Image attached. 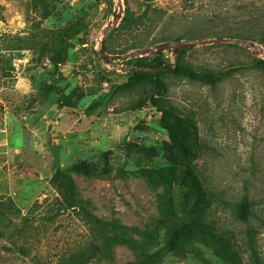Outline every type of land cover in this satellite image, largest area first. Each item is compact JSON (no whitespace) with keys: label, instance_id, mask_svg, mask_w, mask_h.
<instances>
[{"label":"rangeland","instance_id":"rangeland-1","mask_svg":"<svg viewBox=\"0 0 264 264\" xmlns=\"http://www.w3.org/2000/svg\"><path fill=\"white\" fill-rule=\"evenodd\" d=\"M122 3L0 0V202L17 214L0 238V264H55L89 241L87 225L64 211L57 176L82 161L110 171L72 175L83 207L142 244L151 239L137 232L154 235L160 249L196 201L194 179L202 185L209 204L189 228L199 234L195 251L165 252L160 264H264V0ZM120 11L105 43L110 56L218 37H248L261 50L218 43L105 61L103 32ZM168 65L175 70L160 75L163 97L148 82L129 83L134 69ZM166 108L194 119L196 130L182 134L193 157L171 144ZM156 170L170 181L153 180ZM137 258L119 245L92 264Z\"/></svg>","mask_w":264,"mask_h":264},{"label":"trees","instance_id":"trees-1","mask_svg":"<svg viewBox=\"0 0 264 264\" xmlns=\"http://www.w3.org/2000/svg\"><path fill=\"white\" fill-rule=\"evenodd\" d=\"M143 1L152 2L158 0ZM130 21L132 23L137 22L134 19L132 20V18ZM241 38L253 40L248 37ZM181 52H183V50L179 51L178 54ZM258 67L264 69V62H260ZM149 69H171V66L168 65V68L150 67L146 69H134L128 74L129 83L132 86H135L143 82H148L154 87L156 92L155 95L163 97L166 91V86L160 79L161 73L149 72ZM179 72L180 68H176V73ZM191 74L193 77L204 80L210 84L217 82L216 76L213 75H201L195 74L194 72H191ZM160 112L162 125L169 134L171 144L179 149L187 158L193 157L187 150L182 134L190 128H194L196 130L194 119L191 117L184 118L178 116L170 108L162 109ZM109 173L110 171L108 169L100 173L98 169H95L86 161L79 162L68 170L57 172L65 203L64 211L74 212L76 216L87 225L90 234L89 241L85 245L60 256L55 264H92L95 261L110 260L113 256L114 248L119 245H125L137 254V260L131 264H160L163 260L165 252L187 255L191 254V250L195 251L196 246L192 245V243L199 242V234H191L189 228L192 224H194L193 221H197L203 216L209 204L205 190L198 180L194 179L197 198L190 213L173 224L165 238V249H160V244L156 243L157 240L154 235H150L145 232H137L140 235L151 239L149 242L142 244L129 235L130 230L122 228L121 226H116L112 223L104 222L90 214L83 207L79 199L76 182L72 175L77 174L80 176L91 177L108 175ZM156 174L162 179L170 181V177L162 170H156L150 174L153 180L154 175ZM4 204L7 205V210L4 209ZM4 204L0 202V226L4 229V232L0 231V238L4 237L8 233L14 225L15 218H17L15 210H13L10 206L11 203H9L10 205L7 203ZM247 211L248 207L247 204H245L243 212ZM245 219L246 218H244V220ZM27 220L28 219H24L26 222ZM212 235L213 234L209 232V236L211 237ZM155 249L157 250L153 252ZM25 251L26 250L23 249V253H25ZM257 263L262 264L258 258ZM235 264L240 263L235 261Z\"/></svg>","mask_w":264,"mask_h":264},{"label":"water","instance_id":"water-1","mask_svg":"<svg viewBox=\"0 0 264 264\" xmlns=\"http://www.w3.org/2000/svg\"><path fill=\"white\" fill-rule=\"evenodd\" d=\"M120 6L122 7L123 3L122 0H118ZM121 14L122 12L120 11L114 18V20L112 22H110L108 24V26L105 28L103 34V39L101 41V48L98 51L99 56L101 57V59L105 60V61H116V60H128V59H133V58H137L140 56H148V55H158L161 52L167 51V50H172V52L174 54H176L178 51L182 50V49H187V48H193L196 46H205V45H210V44H218V43H243V44H247L252 48H256L257 46L255 45V43L248 41V40H243V39H230V38H223V37H218V38H214V39H205V40H176V41H170V42H164L161 44H158L154 47H150V48H141L136 50L135 52H132L131 54H126V55H121V56H110L108 54H106L105 52V43H106V39L107 36L109 34V32L111 31V29L115 26H117V23L119 21V19L121 18ZM173 71L175 70V68H171V69H149V72H153V73H162L164 71Z\"/></svg>","mask_w":264,"mask_h":264},{"label":"bare ground","instance_id":"bare-ground-1","mask_svg":"<svg viewBox=\"0 0 264 264\" xmlns=\"http://www.w3.org/2000/svg\"><path fill=\"white\" fill-rule=\"evenodd\" d=\"M256 49H259V50H261V48H260V47H258V46L256 47Z\"/></svg>","mask_w":264,"mask_h":264}]
</instances>
